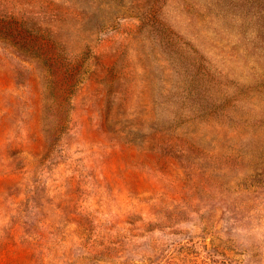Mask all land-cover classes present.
Masks as SVG:
<instances>
[{
    "label": "rangeland",
    "instance_id": "rangeland-1",
    "mask_svg": "<svg viewBox=\"0 0 264 264\" xmlns=\"http://www.w3.org/2000/svg\"><path fill=\"white\" fill-rule=\"evenodd\" d=\"M0 264H264V0H0Z\"/></svg>",
    "mask_w": 264,
    "mask_h": 264
}]
</instances>
